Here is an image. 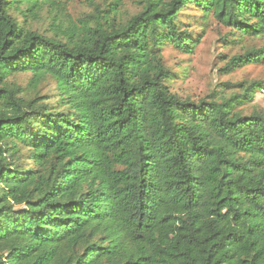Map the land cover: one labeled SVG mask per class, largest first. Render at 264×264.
<instances>
[{
	"label": "trees",
	"instance_id": "obj_1",
	"mask_svg": "<svg viewBox=\"0 0 264 264\" xmlns=\"http://www.w3.org/2000/svg\"><path fill=\"white\" fill-rule=\"evenodd\" d=\"M72 1L0 0V264H264V109H241L264 85L183 99L163 55L194 54L191 6L264 39V0H138L126 20L92 1L76 21Z\"/></svg>",
	"mask_w": 264,
	"mask_h": 264
},
{
	"label": "rangeland",
	"instance_id": "obj_2",
	"mask_svg": "<svg viewBox=\"0 0 264 264\" xmlns=\"http://www.w3.org/2000/svg\"><path fill=\"white\" fill-rule=\"evenodd\" d=\"M92 1L107 7L115 0H73L65 7L68 19L76 21L85 14L91 13ZM137 1L122 0L120 17L126 20L137 14L140 10ZM57 12L59 11L46 8L41 18L33 22L32 27L51 35V25L54 23ZM181 19L185 25H191L189 31L193 38L199 40V45L193 55L182 54L171 47L163 50L167 66L176 75L170 83L173 93L183 99L189 98L198 102L217 94L228 97L241 94L243 87L240 84L243 85L246 82L248 84L262 82L264 85V63L248 64L230 75H225L221 71L233 57L244 54L249 49L263 48V38H244L238 33L231 35V29L218 23L214 18L204 19L203 14L192 6L181 13ZM30 79V74L17 75L10 78V83L26 88ZM54 89L55 84L48 82L42 85L41 93L42 95L50 93L51 97H55ZM241 109L247 115L256 109H264V86L256 92L253 102L243 105ZM22 163L31 165L27 160Z\"/></svg>",
	"mask_w": 264,
	"mask_h": 264
}]
</instances>
